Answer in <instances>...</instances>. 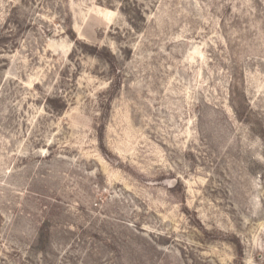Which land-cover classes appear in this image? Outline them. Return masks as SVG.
<instances>
[{
  "label": "rangeland",
  "instance_id": "374dc122",
  "mask_svg": "<svg viewBox=\"0 0 264 264\" xmlns=\"http://www.w3.org/2000/svg\"><path fill=\"white\" fill-rule=\"evenodd\" d=\"M0 264H264V0H0Z\"/></svg>",
  "mask_w": 264,
  "mask_h": 264
}]
</instances>
